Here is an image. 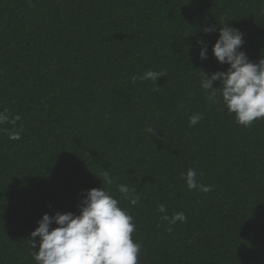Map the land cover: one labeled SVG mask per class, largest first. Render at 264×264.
I'll return each instance as SVG.
<instances>
[{"label":"trees","instance_id":"16d2710c","mask_svg":"<svg viewBox=\"0 0 264 264\" xmlns=\"http://www.w3.org/2000/svg\"><path fill=\"white\" fill-rule=\"evenodd\" d=\"M224 22L264 58V0H0V108L23 126L19 140L0 131V264H35L37 221L78 214L105 170L134 217L139 264H264V118L239 125L200 88L201 70L228 67L212 52L218 31H202ZM149 69L167 75L132 80ZM188 168L210 192L187 188ZM161 203L187 221L166 231Z\"/></svg>","mask_w":264,"mask_h":264},{"label":"clouds","instance_id":"9594fccd","mask_svg":"<svg viewBox=\"0 0 264 264\" xmlns=\"http://www.w3.org/2000/svg\"><path fill=\"white\" fill-rule=\"evenodd\" d=\"M28 2L31 4V0ZM219 25V28L207 25L202 31L205 34L218 31L212 52L219 63L228 67L211 73L201 70L200 88L208 101L222 103L229 114H234L235 123L250 127L255 120L264 118V58L257 62L250 60L243 50L244 33L225 22ZM197 43L200 45V59H206L207 44L203 39ZM166 75V70L149 69L139 77L132 76V80L156 82ZM216 81L219 86L214 87ZM202 119L203 113H194L188 118L189 126L197 125ZM20 120V115H12L7 107L0 108V126H12L11 130L0 127V131L7 132L10 140L21 139L23 126L17 130ZM146 131L153 136L156 134L150 126ZM99 177L102 187L84 191L78 214L71 211H57L53 215L44 213L37 221L38 227L30 234L35 264H139L142 244L132 238L136 230L134 217L127 208L121 207L120 201L109 190L114 181L108 171H103ZM181 179L189 190L211 191V185L202 184L194 168L182 173ZM116 191L132 206L140 203V195L128 184H116ZM157 211L162 214L160 220L166 222L168 232L177 222L187 221L182 211L170 216L163 203L158 205Z\"/></svg>","mask_w":264,"mask_h":264}]
</instances>
